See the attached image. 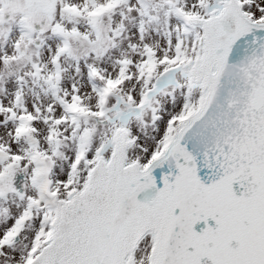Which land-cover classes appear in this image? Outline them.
I'll use <instances>...</instances> for the list:
<instances>
[{"label":"snow or ice","instance_id":"snow-or-ice-1","mask_svg":"<svg viewBox=\"0 0 264 264\" xmlns=\"http://www.w3.org/2000/svg\"><path fill=\"white\" fill-rule=\"evenodd\" d=\"M0 264H264V0H0Z\"/></svg>","mask_w":264,"mask_h":264}]
</instances>
